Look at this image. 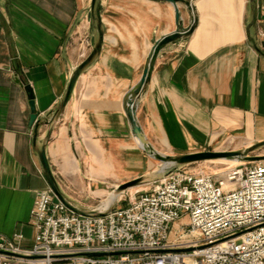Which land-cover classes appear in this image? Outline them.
<instances>
[{"label":"crops","instance_id":"obj_1","mask_svg":"<svg viewBox=\"0 0 264 264\" xmlns=\"http://www.w3.org/2000/svg\"><path fill=\"white\" fill-rule=\"evenodd\" d=\"M261 5L194 1L193 32L160 53L137 101V118L158 152L180 157L209 152L218 140L264 142ZM179 9L191 26L192 11ZM176 28L166 2L98 0L94 8L93 0H0V235H22L20 245L33 246L31 214L49 186L43 149L72 205L67 191L102 204L118 185L146 176L134 177L143 167L125 100L155 43ZM96 49L64 106L75 71ZM27 86L40 120L37 140Z\"/></svg>","mask_w":264,"mask_h":264},{"label":"built area","instance_id":"obj_2","mask_svg":"<svg viewBox=\"0 0 264 264\" xmlns=\"http://www.w3.org/2000/svg\"><path fill=\"white\" fill-rule=\"evenodd\" d=\"M183 219L188 230L172 240ZM30 224V248L22 235H0V264H264V162L238 165L222 181L179 169L126 207L84 215L48 186Z\"/></svg>","mask_w":264,"mask_h":264},{"label":"water","instance_id":"obj_3","mask_svg":"<svg viewBox=\"0 0 264 264\" xmlns=\"http://www.w3.org/2000/svg\"><path fill=\"white\" fill-rule=\"evenodd\" d=\"M98 0H93V7H96ZM154 2H166L170 3L173 5L175 8L176 12V22H177V28L174 32L162 37L159 41H157L149 55L147 65L144 69V73L142 76L141 81L138 83L137 86H135L127 95V98L125 100V113L126 116L129 120V123L132 128V133L135 138L139 139L140 145L142 150L147 153L148 156H150L153 159H156L157 161L161 162L165 168L163 169L162 172L165 173L164 176L155 179L153 182H158L159 180L167 177L169 174L172 172L182 169L184 166L196 164L199 162H206V161H213V160H218V159H226L229 161H234L237 160L238 162H243V163H260L264 162V157H250L249 156V151H242V152H223V153H218V152H198V153H193L189 155H184L180 157H173V156H168L161 154L158 152L152 144L149 142L141 124L140 121L137 118L136 114V109H137V101L140 95L143 93L144 89L146 86L149 84L152 78L153 71L155 69V65L157 62V59L160 55V53L170 44L180 40L181 38L188 36L191 34L194 30L195 27V16L193 12V3L195 0H150ZM183 4L188 7L192 11L193 15V23L189 27H185L180 16V9L179 5ZM99 49H96L75 71L69 87L68 91L64 100V106H66L74 92L75 86L77 84V81L79 80L80 76L84 72V70L92 63V61L95 59V57L98 55ZM27 92L29 93V99H30V106H31V120H30V127L34 129V133L36 136L37 140V134L38 130L40 128V120H39V115L37 113L36 107H35V96L33 93V90L31 87L27 86L26 87ZM264 147V142L259 143L258 145L255 146V149ZM41 159H42V164L44 167V170L47 175V179L49 181V187L52 189L56 197L63 202L65 205H67L72 211L78 214H88L91 212V210H79L77 209L74 205H72L62 194L61 190L59 189V186L57 184V181L54 177L52 168L50 166L49 160L47 158V153L46 149L42 150L41 153ZM143 179V178H142ZM138 179L132 182L127 183L126 185H122L120 187H117L116 189L119 190L120 188H128L135 186L139 183H141L143 180ZM115 194V192L113 193ZM123 194V193H122ZM116 207L115 202L110 205L109 207H104V204H101L98 208L100 210H106V209H113ZM96 209V208H94Z\"/></svg>","mask_w":264,"mask_h":264},{"label":"rangeland","instance_id":"obj_4","mask_svg":"<svg viewBox=\"0 0 264 264\" xmlns=\"http://www.w3.org/2000/svg\"><path fill=\"white\" fill-rule=\"evenodd\" d=\"M261 13L264 12V7L261 5ZM86 56V54H85ZM258 142L252 141H245L244 139H230V140H218L216 141L212 147V152H242V151H249L250 157H264V147L255 149V146L258 145ZM209 151V152H210ZM162 154V153H161ZM134 156L136 161H140L139 164L142 165L141 173H135L134 177L142 176L143 174L146 175L143 181L135 186L128 187V188H120L119 190L114 189L110 191V194L114 193L117 196H121L115 202L116 206L126 207L129 203V200L134 197H139L143 193L151 192L154 188L153 181L165 175L164 172L161 171L163 164L156 159L151 158L147 155L139 146L134 142ZM250 163H243L238 162L237 160L229 161L226 159H218L213 161H206V162H199L196 164L184 166L182 169L192 173L194 175H209L215 179V181H222L226 178L229 171L238 166V165H247ZM148 173V174H147ZM142 174V175H141ZM127 183L123 184L126 185ZM120 187V185H118ZM122 186V185H121ZM95 190H93L94 192ZM72 196L69 199L74 205L80 207L81 210H91L90 208H98L101 205L100 200H96L92 196H86L83 191L71 190L67 191ZM123 193V194H122ZM108 195V198L110 196ZM104 199V204L107 199ZM122 199V200H121ZM121 200V202H120ZM188 219H183L179 223H177L172 231L171 239L176 240L178 239L179 235L184 230H188Z\"/></svg>","mask_w":264,"mask_h":264},{"label":"bare ground","instance_id":"obj_5","mask_svg":"<svg viewBox=\"0 0 264 264\" xmlns=\"http://www.w3.org/2000/svg\"><path fill=\"white\" fill-rule=\"evenodd\" d=\"M135 140H136L138 146L140 147V149H142V148H141V145H140V142H139V139H138V138H135ZM164 168H165V166H162L161 171H163ZM120 196H121V194H120ZM120 196H117L116 194H113V193H112V194L110 195V197L107 199V201L104 203V207H109L110 205H112L114 202L117 201V199H118Z\"/></svg>","mask_w":264,"mask_h":264}]
</instances>
